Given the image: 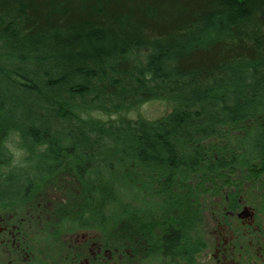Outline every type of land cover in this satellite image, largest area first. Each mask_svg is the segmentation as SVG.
<instances>
[{
    "label": "trees",
    "instance_id": "16d2710c",
    "mask_svg": "<svg viewBox=\"0 0 264 264\" xmlns=\"http://www.w3.org/2000/svg\"><path fill=\"white\" fill-rule=\"evenodd\" d=\"M263 2L0 0V200L69 171L85 220L110 233L163 208L173 220L170 208L251 179L264 157ZM107 32L121 38L112 51L93 45ZM83 42L107 80L102 95L79 99L72 86L58 91L73 79L55 47ZM156 101L170 111L149 120L141 107ZM179 237L171 230L165 248Z\"/></svg>",
    "mask_w": 264,
    "mask_h": 264
},
{
    "label": "flooded vegetation",
    "instance_id": "af4514ba",
    "mask_svg": "<svg viewBox=\"0 0 264 264\" xmlns=\"http://www.w3.org/2000/svg\"><path fill=\"white\" fill-rule=\"evenodd\" d=\"M254 163L256 171L245 174L251 179L215 199L170 208L173 220L163 208L155 222L144 213L141 228L128 223L110 233L98 219L85 220L81 184L78 204L62 215L40 197L44 188L0 200V264H264V157ZM171 230L180 237L167 250Z\"/></svg>",
    "mask_w": 264,
    "mask_h": 264
},
{
    "label": "rangeland",
    "instance_id": "374dc122",
    "mask_svg": "<svg viewBox=\"0 0 264 264\" xmlns=\"http://www.w3.org/2000/svg\"><path fill=\"white\" fill-rule=\"evenodd\" d=\"M260 1L262 2V0ZM233 7L238 9V6H233ZM106 35H107V37H105L106 41L109 39L110 41H112V44L111 43L105 44L106 41L105 42L99 41L93 43V45L100 46L101 48L104 47L112 51L116 48L117 45L121 43L120 40L121 38L119 39L112 37V34L110 32H107ZM103 36L104 35H102V37ZM10 44L13 45L14 47L16 46L24 47L25 45V43H21L20 38H14L13 41H10ZM83 44H79L74 48L55 47L56 49L61 51L65 56H67L65 58L67 59L65 61V70L69 74L68 77L70 78V80L72 81L73 79L72 81L73 85H68L65 89L58 91L63 93L66 90H68L69 86H72L71 87L72 91H79L81 92L80 95H82V93H84V88L81 85H86V84L90 85L91 92L88 93L87 95L83 94L84 95L83 98L82 97L80 98V95L77 96V98L79 99L90 98V95H94L98 92L100 95H102L101 93H103V91L101 85L102 83H105L107 80L106 78H103V75L101 74L102 68L99 67V65H97L96 62H92V60L88 59V58L91 59L94 56H86L87 53L82 52L87 49L86 46L87 44H85V42H83ZM72 55H77L82 60H78L79 62H75L72 64L68 60ZM76 70H80L84 72V74L78 75V72ZM90 73H92V76L89 78ZM56 78H58V76ZM81 88H83V90ZM169 111L170 108L165 103L159 101L147 103L143 105L140 110L141 114L149 120H155L159 117H162L166 115ZM80 193H81V186L76 176L69 171H61L46 184L44 189L39 194L40 197L45 201L48 202L52 201V204L55 203L56 204L55 211L59 209V215H62V214L70 213L73 210V207L78 204L80 200Z\"/></svg>",
    "mask_w": 264,
    "mask_h": 264
}]
</instances>
